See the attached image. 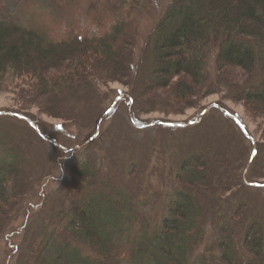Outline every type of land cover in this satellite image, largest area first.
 <instances>
[{
    "label": "rangeland",
    "instance_id": "374dc122",
    "mask_svg": "<svg viewBox=\"0 0 264 264\" xmlns=\"http://www.w3.org/2000/svg\"><path fill=\"white\" fill-rule=\"evenodd\" d=\"M44 1L51 2L0 0L1 13L15 12L23 23L35 24ZM60 1L77 7L60 29L53 25L52 35H60L65 23L81 34L98 35L89 12L100 0H90L92 5ZM170 1L126 7V35L117 47L124 64L118 72L93 61L72 89L45 95L33 80L13 73L0 81V158L9 150L21 158L18 184L10 192L12 213L0 217V264H30L40 227L53 221L73 195L88 191L77 174L85 162L96 172L93 183L103 179L139 204L147 202L143 210L156 225L178 187L181 164L202 156L215 188L200 198L206 231L201 250L214 246V218L227 219L241 205L242 223L259 217L264 224V113L239 99L242 90L261 82V75L233 70L219 76L210 55L206 81L194 93L186 95L177 78L165 89L149 87L153 35ZM62 8L59 14L49 12V22L58 25L60 14L68 15ZM106 8L112 15L118 7Z\"/></svg>",
    "mask_w": 264,
    "mask_h": 264
},
{
    "label": "trees",
    "instance_id": "16d2710c",
    "mask_svg": "<svg viewBox=\"0 0 264 264\" xmlns=\"http://www.w3.org/2000/svg\"><path fill=\"white\" fill-rule=\"evenodd\" d=\"M66 1L77 5L81 0ZM139 1L145 0L98 1L89 12L91 23L99 26L92 37L67 23L60 35H52L53 25L60 29L77 7L61 5L60 0L44 1L35 24L23 23L15 12L2 14L0 7V81L13 73L33 80L45 95L72 89L93 61L120 71L124 60L117 47L126 35V7ZM109 4L118 7L112 15ZM59 7L68 15L60 14L57 25L48 16L59 14ZM150 55L149 87L165 89L177 78L186 95L203 87L210 55L219 76L233 70L250 77L259 73L261 82L242 90L239 99L264 113V0H171L155 28ZM2 155L0 217L9 218L21 158L10 150ZM191 157L181 164L178 187L156 225L143 210L147 202L139 204L103 179L93 183L96 172L83 163L77 174L88 191L73 195L53 221L40 227L30 264H264V224L259 217L242 223L245 205L227 219L214 218V246L200 249L206 237L200 198L215 187L203 157Z\"/></svg>",
    "mask_w": 264,
    "mask_h": 264
}]
</instances>
